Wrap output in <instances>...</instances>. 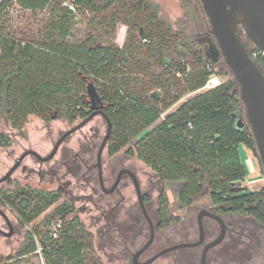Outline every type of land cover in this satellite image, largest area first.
<instances>
[{
  "label": "trees",
  "instance_id": "obj_1",
  "mask_svg": "<svg viewBox=\"0 0 264 264\" xmlns=\"http://www.w3.org/2000/svg\"><path fill=\"white\" fill-rule=\"evenodd\" d=\"M120 1L2 0L0 120L5 116L15 130L23 129L30 116L43 122L63 118L73 123L89 114L86 88L93 83L112 125L109 154L131 143L126 152L161 181L181 183L176 195L182 208L205 190L214 204L228 202L229 211L247 212L264 224V187L249 192L238 187L246 178L239 145L255 156L257 151L247 125L242 129L234 125L244 110L234 78L198 91L162 116L184 94L201 88L213 72L222 71L214 70L217 62L207 61L199 47L159 16L154 1L137 0L130 5L132 12L123 18L128 29L121 47L94 41L92 36L76 43L68 40L75 9L100 13ZM13 3L30 11H41L53 3L54 19L45 39L24 40L6 34L4 16ZM117 20L115 13L108 22L103 20L111 27L109 32L113 33ZM254 51L256 58L250 56L264 68V55ZM152 88L160 92L159 100L150 97ZM10 145L9 135L0 131V147ZM9 196L0 190V201ZM56 198L53 193H37L33 206L23 214L25 221L30 222ZM157 203L159 225L167 226L174 220L168 212L169 199L161 193ZM67 207L66 203L56 207L62 222L55 231L39 234L34 229L14 257L0 256V264L17 262L38 247L44 264H102L91 233L78 218L67 216Z\"/></svg>",
  "mask_w": 264,
  "mask_h": 264
},
{
  "label": "flooded vegetation",
  "instance_id": "obj_2",
  "mask_svg": "<svg viewBox=\"0 0 264 264\" xmlns=\"http://www.w3.org/2000/svg\"><path fill=\"white\" fill-rule=\"evenodd\" d=\"M201 29L198 28L196 35L198 36V42L202 45L199 49L205 53L207 42L204 41V36L207 35L209 29L206 28L203 31ZM88 101L87 111L89 114L78 118L79 121L76 120L78 121L76 124L93 112L90 98ZM101 110L104 112L103 107ZM97 115H100L104 119L106 129L107 122L105 117L101 113H96L75 132L65 136L59 144L56 153L46 160L43 158L51 152L53 145L65 130L54 141L50 150L45 145L43 146V144L40 146L38 143H33L31 146L29 140L24 143L25 140L22 138L21 141H24L19 144L21 145L20 149L22 150L23 148L22 152L14 159L12 158L11 167L0 176V183L8 186L11 184L10 189H2L8 192L10 196L8 200L2 199L0 201L1 236L12 238L15 234H19L23 237L24 242L28 233H31L34 229L38 230L39 224L42 225L46 219L49 222H58L56 224V227H58L62 219L60 214L55 213V209L57 206L66 203L68 205L67 216L70 219L78 218L79 222L83 223L87 231L91 233L93 247L99 259L100 254L95 242L97 237L99 239L98 248L105 249L108 253H113L117 264H141L169 246L197 241L199 239L197 219L200 210L205 209L211 214L221 216L224 222V231L223 237L218 244L209 248L205 253L204 263L264 264V224L260 223L253 215L247 212L233 213L229 211L230 206H228V202L214 204L209 198V203L200 207L193 206V203L189 206H184L189 211L194 208L197 209V231L193 235L191 229L193 224L191 222L187 224L186 222L183 224L182 222L178 223L180 220L171 214V218L174 220L168 223L167 226L161 227L157 213L158 208L155 210V215L152 213L151 208V206L153 207L152 192L155 189L154 179H152L153 174L143 171L145 179V182H143L144 179L138 175V171L132 163L133 157L137 160L136 156L129 155L126 151L121 155L118 152L109 154L108 141L104 149L99 153L100 145L107 129L101 137L99 136V132L97 133V130L95 131L93 127H90L88 131L82 130ZM40 122L43 124L49 123V121L43 122L41 120ZM66 122L70 125L73 124L67 120ZM77 132L79 133L77 139L72 145L69 144L70 140L68 139H71V135ZM30 150H34L40 157L28 152ZM26 152L28 154H25ZM13 166L14 168L12 169ZM11 169L12 171L9 172ZM16 172L18 174H14ZM131 173H134L137 180H139L141 196H143V208L137 197ZM156 179L158 182H164L157 176ZM43 186L48 187L44 188ZM242 186L246 187L245 189H241L243 192L250 191L244 180L241 181L238 187ZM180 187L177 189V192ZM39 192L53 193L57 198L56 201L47 207H51L50 212L46 213V208L32 220L37 219L42 213L44 214L43 217L31 223V227H28L32 220L26 222L23 214L31 209L35 203L36 194ZM163 192L162 189H159L158 194H163ZM132 193L134 196H132ZM148 211L153 214V218ZM10 212L13 213L11 217ZM202 221L204 232L201 244L171 249L151 261V263L160 257L169 255V259H167L168 261L165 264H202L204 245L216 239L221 231L219 222L212 216L204 215ZM147 228L149 233L148 237L144 240ZM152 230L154 231L153 240L143 250L142 247L149 240ZM156 232L165 234V238L169 241V244L150 253ZM140 236L143 237V240L138 241ZM140 250L142 251L134 257ZM100 261L102 263V259Z\"/></svg>",
  "mask_w": 264,
  "mask_h": 264
},
{
  "label": "rangeland",
  "instance_id": "obj_3",
  "mask_svg": "<svg viewBox=\"0 0 264 264\" xmlns=\"http://www.w3.org/2000/svg\"><path fill=\"white\" fill-rule=\"evenodd\" d=\"M136 2L137 0H121L120 2H117L116 4L109 7L107 11L95 13V12H88L83 11L79 9L74 10V19L71 24V33L68 38V40L72 43L80 42L84 38L88 36H92L94 41H100L102 44L106 43H114L117 46H123L124 41L126 40V34H127V25L123 22L124 16L126 14L128 15L130 12V5H133L132 3ZM154 1L160 11L159 16L162 18L167 19L170 22V25H172V28L175 31H181L184 35L185 39L189 42H192V44L197 47H201L200 42L197 40L196 32L198 31V28L203 29H210V24H208L207 18L205 14L203 13V8L200 5L199 0H152ZM53 3L50 4L45 9H42L41 11H30V10H22L19 8V6L16 3H13L10 7L7 8L5 12V22L3 23V30H5L6 34H9L10 36H14L18 39H26V40H34L39 41L41 39H45L46 33L49 30L52 22H53V13L51 10L53 9ZM124 11H121V10ZM128 12V13H127ZM132 12V11H131ZM130 12V13H131ZM117 14L118 20L115 24V29L112 32L110 31L109 24L104 23L103 20H109L110 15ZM242 40H244L243 35ZM246 42V40H244ZM247 47L249 50V53L252 54V57L254 58L257 55V51H254V46L251 42L247 43ZM204 54V53H203ZM256 58V57H255ZM264 73V68L260 67ZM214 70L217 72L221 70V73H215L219 76L221 81H226L233 77L231 75L229 68L227 67L226 63L223 59H219V61L215 64ZM146 80L148 77H145ZM151 91H154V88L150 89ZM197 90L195 92H189L184 94L182 98H180L179 101L172 104L166 111H172L175 109L181 101L187 99L188 97H191L195 94H197ZM242 116V123L243 125H246V116L245 112L243 110ZM0 120V131L3 133H6L9 135L11 139V145L7 148L0 147V176L7 171L8 168H10L12 164V158L14 159L16 156L22 152L20 149L21 145L20 142H28L33 145V143H38L40 146L43 144L45 145L47 149H51L52 144L54 141L58 138V136L62 133V131L69 128L71 125L76 124L78 121L73 122V124H67L66 120L61 119H52L49 121L48 124H43L40 122L39 118L36 116H30L28 119L26 125L21 130H15L10 128L9 123L7 122L5 116L1 115ZM90 127H93L95 131L97 130V133L99 132V136L101 137L105 133V121L100 116L97 115L95 118L90 120L86 126L83 127V131H88ZM79 133H75L74 135H71V139L69 144H73V142L77 139ZM22 138H24L23 141ZM36 145V146H39ZM130 144L123 147L121 150L118 151V154H124V152L130 148ZM42 148V147H40ZM43 149V148H42ZM48 151V150H47ZM250 159L244 161V166L246 170V178L244 179L245 184L247 185L248 190H257L259 187L264 186V173L263 169L260 163V160L257 156L253 155L251 151L249 152ZM247 159V158H246ZM132 163L136 167L138 171V175L144 179L143 177V171L149 172L150 174H153L152 179L153 183L155 184V189L152 192V202L153 207L152 213L155 215V210L158 206L157 203V194L159 189H162L165 194V196L169 199L168 204V212L173 216L177 217L182 224L184 222L193 224L192 229V235L196 229V214L197 209L188 210L185 207H181L177 200V189L181 186V183H175L174 181L169 182H158L156 179L155 174L151 171V169L146 167L142 164L141 161L138 159L136 160L135 157L132 158ZM250 161V163H249ZM14 174H18L17 172ZM18 177V175H17ZM256 180H260L259 182H253ZM145 182V179L143 180ZM241 183V182H240ZM11 184L8 186L6 184L0 183V189L1 191H4L2 189H10ZM44 188L48 186H43ZM131 195V193H130ZM132 196L134 194L132 193ZM209 203V194L207 191H202L200 194H198L193 201V206L200 207L205 204ZM51 208V207H50ZM50 208H47L46 213L50 212ZM11 213V212H10ZM9 213V214H10ZM150 213V211H148ZM151 214L153 218V214ZM12 214V215H11ZM10 214V217L13 216V213ZM43 213L38 216L37 219L32 220L28 227H31V223L34 221H38L43 217ZM46 215V214H45ZM13 218V217H12ZM155 218V217H154ZM156 220V218H155ZM39 234H44L46 231H55L56 223L55 222H49L48 219L43 221V224H39ZM27 228V227H26ZM147 233L144 237V240L148 237L149 230L146 229ZM37 234V236H40ZM173 236V235H172ZM143 240V237H139L138 241ZM96 242V248L99 251L100 259H102L103 264H117V261L115 257H113V253H108L105 249L98 248V237L95 239ZM23 243V237L19 234H15L12 238H6L4 236L0 235V256H10L14 257L16 254L17 248L20 247V245ZM49 244V242H48ZM47 244V245H48ZM169 244V241L165 238V234L162 232H156L154 243L151 245L150 253H153L160 248L167 246ZM100 247V245H99ZM39 247L35 252H32L29 255L20 257L18 261L11 262V264H44L43 258L40 254ZM169 259L168 256H163L152 262L151 264H165Z\"/></svg>",
  "mask_w": 264,
  "mask_h": 264
},
{
  "label": "water",
  "instance_id": "obj_4",
  "mask_svg": "<svg viewBox=\"0 0 264 264\" xmlns=\"http://www.w3.org/2000/svg\"><path fill=\"white\" fill-rule=\"evenodd\" d=\"M199 1L207 18L208 24H210V29L208 30L207 35L204 36V41L207 42V49L205 50L204 58L211 63H216L219 59H223L229 68L231 75H233L236 88L240 93V100L244 108L247 129L251 131L253 140L256 143L257 157L260 160L264 173V73L259 68L256 61L250 56L247 47V43L251 42L253 46L264 55V0ZM241 35H243L246 42L242 40ZM86 93L90 98L91 109H93V112H91L87 118L81 120L78 124L65 130V132L62 133L53 145L51 152L43 158L44 160L51 158L56 153L59 144L65 136L75 132L82 124L91 119L96 113H101L107 122V131L100 145L99 153H101L104 149V146L112 132L111 121L105 112L101 110L103 102L93 83H89L87 85ZM149 94L154 100H159L161 95L158 90L151 91ZM241 116L242 115H239L236 118L234 124L238 129H242L244 126ZM28 152L40 157L34 150H30ZM28 152L25 154H28ZM25 154H23V156H25ZM13 168L14 166L12 169ZM12 169L9 172H11ZM131 176L135 183L137 197L141 207L143 208V196H141L139 180H137L134 173H131ZM239 188L245 189L246 187L242 186ZM204 215H209L215 218L219 222L221 228L218 237L204 245L205 247L201 263L206 264L204 263L205 253L209 248L218 244V242L222 239L224 222L220 215L211 214L205 209L200 210L198 215L197 225L199 229V239L197 241L169 246L157 252L151 257V259L141 264L151 263V261L171 249L201 244L204 232L202 221ZM153 237L154 231L152 230L149 240L142 247L143 250L150 244ZM141 251L142 250L138 251L134 257H136Z\"/></svg>",
  "mask_w": 264,
  "mask_h": 264
},
{
  "label": "built area",
  "instance_id": "obj_5",
  "mask_svg": "<svg viewBox=\"0 0 264 264\" xmlns=\"http://www.w3.org/2000/svg\"><path fill=\"white\" fill-rule=\"evenodd\" d=\"M0 0V4H1ZM222 81L220 80L219 76L213 72L211 76L208 78L206 83L199 89L197 90H208V89H213L214 87L218 86ZM167 111L163 112L162 116L166 113ZM241 145H239L240 148ZM39 251V250H38Z\"/></svg>",
  "mask_w": 264,
  "mask_h": 264
},
{
  "label": "crops",
  "instance_id": "obj_6",
  "mask_svg": "<svg viewBox=\"0 0 264 264\" xmlns=\"http://www.w3.org/2000/svg\"><path fill=\"white\" fill-rule=\"evenodd\" d=\"M240 148H239V155H240V158L242 159V162L244 163L245 160H249L251 157L249 155V151L248 149L243 145V144H240ZM247 158V159H246ZM250 163V161H249ZM260 180H254L253 182H259Z\"/></svg>",
  "mask_w": 264,
  "mask_h": 264
}]
</instances>
